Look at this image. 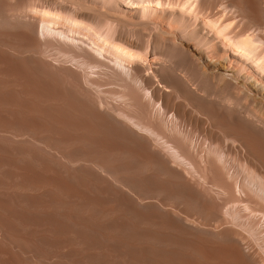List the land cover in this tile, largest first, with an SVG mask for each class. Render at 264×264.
<instances>
[{"label":"bare ground","instance_id":"bare-ground-1","mask_svg":"<svg viewBox=\"0 0 264 264\" xmlns=\"http://www.w3.org/2000/svg\"><path fill=\"white\" fill-rule=\"evenodd\" d=\"M0 264H264V0H0Z\"/></svg>","mask_w":264,"mask_h":264}]
</instances>
